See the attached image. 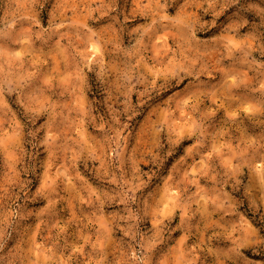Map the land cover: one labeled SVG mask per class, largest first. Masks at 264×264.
<instances>
[{"label": "rangeland", "instance_id": "rangeland-1", "mask_svg": "<svg viewBox=\"0 0 264 264\" xmlns=\"http://www.w3.org/2000/svg\"><path fill=\"white\" fill-rule=\"evenodd\" d=\"M0 264H264V0H0Z\"/></svg>", "mask_w": 264, "mask_h": 264}]
</instances>
